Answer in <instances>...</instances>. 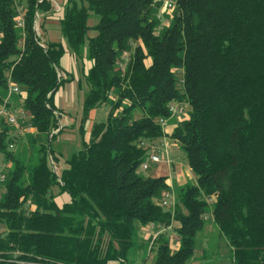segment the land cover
Instances as JSON below:
<instances>
[{
	"label": "trees",
	"instance_id": "obj_1",
	"mask_svg": "<svg viewBox=\"0 0 264 264\" xmlns=\"http://www.w3.org/2000/svg\"><path fill=\"white\" fill-rule=\"evenodd\" d=\"M165 1L67 0L59 15L66 44L42 46L35 25L49 0H18L23 28L14 0H0V98L10 77L20 87L14 102L30 114L25 125L43 136L26 174L8 150L13 125L0 131V156L13 163L0 197V264H134L150 244L138 242L149 223L171 225L179 242L172 249L159 232L152 264H186L207 221L227 238L229 264H264V0H173L168 25L158 17ZM67 50L91 66L74 125L81 148L56 172L52 140L63 128L54 132L53 97L73 79L59 77ZM173 100L185 102L186 113L167 131L160 119L172 117ZM104 103L106 118L86 137ZM163 136L178 141L195 175L177 185L169 209L155 201L170 188L168 176L139 172L147 155L140 142Z\"/></svg>",
	"mask_w": 264,
	"mask_h": 264
},
{
	"label": "rangeland",
	"instance_id": "obj_2",
	"mask_svg": "<svg viewBox=\"0 0 264 264\" xmlns=\"http://www.w3.org/2000/svg\"><path fill=\"white\" fill-rule=\"evenodd\" d=\"M166 2L162 4V7L159 9L158 14L160 15L161 23L165 25L167 21L169 23L171 16L173 15L174 8H168L165 6ZM98 22V16L91 12V15L88 19V25L94 26ZM39 26V36L40 32L44 33V29ZM97 34V31L94 29H90L88 31V36H94ZM40 39L43 40L44 34ZM62 39L67 42V40L62 35ZM46 40V39H45ZM127 60H125L126 62ZM124 62V64H125ZM82 83V82H81ZM80 85V83H79ZM78 83L76 84V88L79 90L80 86ZM80 91V90H79ZM16 96V95H14ZM14 96L12 98V108L19 109L20 105L14 102ZM109 105L107 103L102 104L94 110L92 115V122L101 121L106 118L108 113ZM139 114V113H137ZM183 118V116L171 117L164 130H170L171 127H174L178 120ZM71 134V135H70ZM88 132L86 133V135ZM70 135L71 138L68 136ZM11 136L13 139L11 142L14 143V147L9 149V153L13 154V156H18L19 159L23 162L26 167L25 173L27 174L30 170L31 166L34 164L36 160V144L40 140H42L43 136L37 133L33 127L26 126L25 122L20 125H13L11 127ZM52 147L55 150L56 157H52L50 159L53 168L56 172H60L63 165H66L64 157H67L72 151H75L81 148V136L79 131L76 129L75 131H61L59 132L54 139L52 140ZM160 147V146H159ZM160 156L161 161L156 164V169H148L144 170L139 167V172L143 176L148 175H169V178L174 179L176 177L177 171L176 166L179 168L187 169L191 175L194 174L190 165L187 162L186 156L178 141L169 136H165L163 139V144L160 147ZM62 151L64 153H62ZM64 154V155H63ZM169 159V162L167 161ZM0 162L5 167V170H9L13 163L10 160L5 159L4 155L0 156ZM194 180H189V182H193ZM175 184L170 185V195L167 198L169 205L164 206L165 209L171 208L174 203L175 197L177 198L178 188ZM164 192L161 194L159 198H156L155 201L159 202ZM68 196L66 195V198ZM176 201V200H175ZM170 237L172 249H176L178 247V237L176 232L170 225L168 228L163 230ZM149 230L146 227H140L138 230V242L141 240H147V238H151L149 236ZM151 244V241H150ZM150 244L146 245L142 250H139L133 258L134 264H152L154 261L155 252L150 249ZM230 245L228 243L227 238L222 235L217 227V225L213 221H207L203 230L198 233L196 237V252L193 258H191L186 264H229L230 263ZM144 259V261H142Z\"/></svg>",
	"mask_w": 264,
	"mask_h": 264
},
{
	"label": "crops",
	"instance_id": "obj_3",
	"mask_svg": "<svg viewBox=\"0 0 264 264\" xmlns=\"http://www.w3.org/2000/svg\"><path fill=\"white\" fill-rule=\"evenodd\" d=\"M66 1L67 0H49L51 9L49 11L40 12L37 14L36 24L37 26L40 25L44 29V33L40 32V36L42 37L44 34V38L46 39L42 40L44 43L48 41H61L63 44H66L62 39L59 22V15L61 14ZM61 66L63 68L61 72L64 74V78L67 76H72L73 79L63 83L54 94L53 102L55 106L60 109V114L58 115L59 127L54 132H57L61 128H63L65 131L72 132L76 130L74 125L77 124L80 118L82 100L87 89V85L83 80V74L86 73L91 66V60L87 59L86 57L80 58L67 50L61 58ZM77 83L78 85L80 83V91L76 88ZM93 113L94 111H92L90 120L88 121L86 127L87 132L93 123L91 120ZM172 128L173 127H171L170 130ZM70 135L68 136L69 138H71ZM86 137H88V134ZM62 153L64 152L62 151ZM66 158L67 157H64L65 160ZM66 166L67 164L63 165V167ZM153 168L156 169V164H153L151 170ZM176 171L177 174L174 179H170L168 175V182L170 185H180L188 182L189 180L195 181V175H191L187 169L183 170V168H178L176 166ZM156 175L160 174L158 173Z\"/></svg>",
	"mask_w": 264,
	"mask_h": 264
},
{
	"label": "built area",
	"instance_id": "obj_4",
	"mask_svg": "<svg viewBox=\"0 0 264 264\" xmlns=\"http://www.w3.org/2000/svg\"><path fill=\"white\" fill-rule=\"evenodd\" d=\"M166 2V7L168 8H174V1L173 0H167ZM15 6H16V16H15V23L16 26L19 28H23L24 27V12H25V8L23 4H20L18 2V0H14ZM158 17L160 18V15L158 14ZM169 23L166 21L165 25H168ZM36 27V32L37 35L39 36V32H38V26L37 24L35 25ZM40 37V36H39ZM0 38H1V34H0ZM40 44L42 46H45V43L40 39ZM20 46L23 45V40L20 41L19 43ZM129 57V51L125 50L123 51L121 57L116 61V63L118 64L119 67L124 68V62L125 60H127ZM64 77V74L62 72H59V77ZM20 92V87L18 84L14 83L10 77H8V89H7V93L3 98H0V131L3 128V124H10V125H20L23 122H26L29 117L30 114L29 112L24 109L23 107H20L19 109H13L12 108V98L14 95L18 94ZM169 111L171 113V116H184L186 113V103L183 101H177V100H173L170 102L169 104ZM160 123L162 125L163 128H165V126L167 125V121L168 119H160ZM165 138V136L153 140L151 142L149 141H141L140 142V146H142L144 149L147 150V155L145 160L140 164V167L144 170H148L150 168V166H152V164H157L158 162L161 161V156H160V147L163 144V139ZM160 146V147H159ZM14 147V143L10 142L8 145V148L11 149ZM169 162V159L167 160ZM8 179V170H5V167L3 166V164L0 162V197L2 195V193L5 191V182ZM170 195V189L165 190L164 191V195L162 196V198L160 199L159 203L162 206H168V200L167 198ZM176 200V197H175ZM175 200L173 205L175 204ZM172 205V206H173ZM171 206V207H172ZM157 225H155L154 223H149L146 228L150 231L149 232V236H151V243L152 241L157 237L158 233L163 231V228H159L158 230H156ZM16 262L18 264H25L26 262L24 260L18 259L16 260ZM42 264H47V263H42Z\"/></svg>",
	"mask_w": 264,
	"mask_h": 264
},
{
	"label": "bare ground",
	"instance_id": "obj_5",
	"mask_svg": "<svg viewBox=\"0 0 264 264\" xmlns=\"http://www.w3.org/2000/svg\"><path fill=\"white\" fill-rule=\"evenodd\" d=\"M35 29H36V27H35Z\"/></svg>",
	"mask_w": 264,
	"mask_h": 264
}]
</instances>
